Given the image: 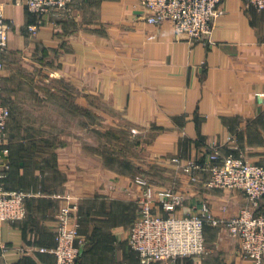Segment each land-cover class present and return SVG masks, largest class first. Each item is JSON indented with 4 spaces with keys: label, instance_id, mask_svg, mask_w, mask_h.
Returning <instances> with one entry per match:
<instances>
[{
    "label": "crops",
    "instance_id": "0c3cea01",
    "mask_svg": "<svg viewBox=\"0 0 264 264\" xmlns=\"http://www.w3.org/2000/svg\"><path fill=\"white\" fill-rule=\"evenodd\" d=\"M26 2L4 5L11 30L0 81L12 116L2 171L8 190L43 195L26 201L24 220L0 227V264L55 262L63 196L78 208L83 264H141L125 241L140 216L143 150L157 165L203 160L217 146L264 166V10L225 0L216 43L204 45L176 39L169 23L150 25L136 0H76L63 17H37ZM152 167L184 196L176 217L249 208L243 192L208 189L204 175L193 183L173 165ZM204 234L211 254L179 264H254L227 228Z\"/></svg>",
    "mask_w": 264,
    "mask_h": 264
},
{
    "label": "built area",
    "instance_id": "2783aa9c",
    "mask_svg": "<svg viewBox=\"0 0 264 264\" xmlns=\"http://www.w3.org/2000/svg\"><path fill=\"white\" fill-rule=\"evenodd\" d=\"M26 1L28 11L37 17H63L71 11L76 0ZM224 1L136 0L135 7L144 10L150 25L169 23L178 40L214 45L217 21L226 13ZM246 3L264 10V0H246ZM4 5L5 0H0V57L8 48L11 30V25L5 19ZM28 29L37 33L38 26L30 25ZM3 70L4 63L0 59V74ZM11 116V109L3 102V86L0 81V227L5 223L24 220L27 217L26 201L43 195L42 191L8 190L5 186L3 180L7 174L2 170L10 169L7 160L10 153L7 131ZM172 162L191 182H199L204 175L206 188L241 191L250 205L231 218L215 216L208 206H204L194 216L176 217L173 214L182 207L184 196L172 188L155 190L149 181L136 177L135 183L142 187L137 197L140 216L131 225L127 240L138 254L141 264H179L182 258L209 256L211 249L204 234L207 225L227 228L230 236L238 241L243 258L254 264H264V213L259 212L264 199V166L233 155L225 157L217 146L211 147L210 153L203 160L182 161L173 158ZM61 198L66 203L57 213L53 264H83L84 240L80 238L78 208L68 196Z\"/></svg>",
    "mask_w": 264,
    "mask_h": 264
},
{
    "label": "rangeland",
    "instance_id": "374dc122",
    "mask_svg": "<svg viewBox=\"0 0 264 264\" xmlns=\"http://www.w3.org/2000/svg\"><path fill=\"white\" fill-rule=\"evenodd\" d=\"M4 92H5V89H4ZM4 97H6L5 93H4ZM17 100H18L17 101L18 103H23L22 101L28 102L29 97H22L21 99H17ZM124 143H125V146H126V142L125 141H124ZM129 153L130 152H128V154ZM142 156H143L142 175H137V177H142V178L146 179L147 181H149V184L155 190L171 188V187H166V186L162 185V184H165V176H159V174L157 172H156V174H153L152 171L154 170V168L152 166H157L158 167L157 168L158 171L161 172V173H165V171H162V169L166 170L168 165H173V166H175L177 168V170H179L178 167L172 162V160L166 159L165 157L158 158V163L159 164L156 165V164H154L155 161L150 159V157L148 156V153L146 152V150H143ZM181 173H183V172H181ZM131 225H130V227H128L129 229H127V235H128V233L130 231ZM125 242L128 243L127 236H126V241ZM84 245H85V242L83 243V250H84ZM128 245H129V243H128ZM205 258H207V257H205ZM158 263L159 264H163L162 262H156L155 264H158Z\"/></svg>",
    "mask_w": 264,
    "mask_h": 264
},
{
    "label": "trees",
    "instance_id": "16d2710c",
    "mask_svg": "<svg viewBox=\"0 0 264 264\" xmlns=\"http://www.w3.org/2000/svg\"><path fill=\"white\" fill-rule=\"evenodd\" d=\"M259 212L264 213V212L261 210V208L259 209ZM185 259H186V258H185Z\"/></svg>",
    "mask_w": 264,
    "mask_h": 264
}]
</instances>
